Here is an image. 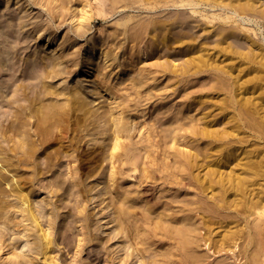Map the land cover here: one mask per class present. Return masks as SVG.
Returning <instances> with one entry per match:
<instances>
[{
    "label": "bare ground",
    "instance_id": "obj_1",
    "mask_svg": "<svg viewBox=\"0 0 264 264\" xmlns=\"http://www.w3.org/2000/svg\"><path fill=\"white\" fill-rule=\"evenodd\" d=\"M40 1L20 6L43 5L53 20L31 26L38 53L51 48L34 56L41 74L30 55L17 65L13 33L29 20L0 19V104L15 108L10 120L0 113V264H56L58 243L75 246L80 263L94 242L107 264H213L215 254L264 264V0H70L68 10L69 0ZM66 16L71 29L57 34ZM97 17L111 24L90 32ZM67 63L71 86L53 94L80 114L40 163L46 117L27 110L49 78L70 77ZM131 173L137 182L124 186ZM46 177L56 201L40 205L33 184ZM68 217L81 223L76 245L74 224L57 235Z\"/></svg>",
    "mask_w": 264,
    "mask_h": 264
},
{
    "label": "rangeland",
    "instance_id": "obj_2",
    "mask_svg": "<svg viewBox=\"0 0 264 264\" xmlns=\"http://www.w3.org/2000/svg\"><path fill=\"white\" fill-rule=\"evenodd\" d=\"M36 1H40V0H36ZM14 2H15L14 0H9L8 4L7 3L5 4L3 2L0 3V19H2V20L4 19V17L1 16V14L4 11H9L10 13H12V16L15 17L14 20H15V22L17 20V23H18V18L21 16H22V20H24V19L29 20V23H30L29 26L21 27V28L17 27V29L15 30L16 33L15 32L13 33L14 34L13 37L18 40V41L17 40H15V41L20 43V44L17 43L18 44L17 46L19 48V49H17V52L19 54L18 55L19 56V63L17 64L18 67H19V65L22 64V60H25V58H27V56H29V55L31 56L30 58H32L34 56L36 57V54H40V56L46 55L47 58L50 57L51 56V54H50L51 48L43 49L42 52L38 53V50L40 51L38 46H40L41 42L34 40V37H33L34 33L32 32V27H31L36 23L37 24H40V23L52 24L53 20H50L49 13L45 10V8H42L43 5L41 7H39V6H33L32 7L29 5L25 6V4L20 6V3L23 2V0L17 5H14ZM41 4H42V2H41ZM70 5H71V1L69 0L67 10L69 9ZM23 7H25V8L23 9ZM80 8L81 7L77 5L76 9H80ZM63 12H64V10H63ZM135 13L139 14V12H135ZM117 16H118V14H117ZM67 18H68V16H66L65 22L58 29L57 34H59L61 32H66L68 30V28H69V30L71 29V23L72 22H70V20ZM110 24H111V20L105 21L100 17L94 18L90 22V25H89L91 28L90 32H94L95 29L97 30L98 27L99 28L108 27ZM15 34H16V36H15ZM17 34H18V36H17ZM25 37H27V39H28L27 41H25ZM22 40H24L25 42ZM84 40H85V38L81 37V39H76L74 43L76 44L78 42L79 43L78 45H81ZM1 46L2 45H0V47ZM81 47H83V45ZM35 57L33 58V59H35L34 66L37 69L38 73L41 74L42 71L40 68H41L43 61H41L40 59L35 58ZM176 62H179V59H177ZM147 63H145V64H147ZM66 65L68 66L67 72L70 73V77L67 78L66 77L67 75H62V76L56 77L54 79L49 78L48 83H50V85H47L46 90L44 91L43 95H40L41 98L36 102V104H33L31 106L32 111L29 112V110H27V113H30L34 116L46 117V119L43 122H41L39 129L37 130V132L39 134H41L40 137L43 138L42 141L44 142L45 145H47L46 146L47 148H45V150L43 147H40V149L38 150V153H41V155L39 157L40 163L43 162V160H44L43 154L47 153L46 150L50 151L53 149L52 147L49 146V143H50V140L54 137V135L59 131V129L61 127H64V128L68 127L69 128L70 121H68V119H72L71 118L72 116L74 117V115L80 114L79 112H69L68 113L66 105H65L64 100H63V97H57L54 95L59 89L71 86V81L69 78H73L74 68L71 66V63H67ZM1 76L2 75H0V77ZM76 76L78 77V75H76ZM85 84L90 87L89 83H85ZM69 90L72 91L73 87H71V89H69ZM88 90H90V88H88ZM97 90L100 91V93H102L101 92L102 89H97ZM53 92H54V94H53ZM63 92H66V90L63 89ZM6 98H8V97H6ZM105 98L106 97L100 98L97 101L105 100ZM1 101H3V100L0 97V103H2ZM108 102H109V100H108ZM19 103L25 108L28 107V105H29L28 101L27 102L26 101H22V102L19 101ZM14 111H15V108L13 106L6 104V103L0 104V113L3 114L4 116H6V118H8V120H10L12 118ZM26 128H27V132H29V131L31 132L32 128H31L30 124H27V126H25V129ZM29 128H31V129L29 130ZM24 132H20V133H21V137L24 138L23 139L24 145H26L28 143L26 141L27 134ZM12 137L15 138L16 136L12 135ZM106 137H107V135H104V138H106ZM3 140L4 139H3L2 135L0 134V146L6 144V142ZM255 143L256 142L253 139H249L248 142L243 140L240 146H241V149L248 151V150H250V147L255 146ZM83 146H84L83 142L79 145V141H75V144L73 145L72 148L78 149V152H79V151L83 150V148H84ZM183 149L185 150V148H183ZM73 154H75V153H73ZM241 158H244V155L241 156ZM234 162H235L234 158L229 160L230 165H233ZM57 172H59V170L55 171V169H54L52 173L57 174ZM52 173H48V174L51 175ZM62 175H63L62 176L63 178L68 180V174H67L66 168L62 169ZM130 175L131 176H128V177L126 176L124 186H127V185L131 186L132 184L137 182L138 179H137V177L134 178V176H135L134 173H131ZM82 179H84V176H82ZM49 180H50V177H46V178L39 179L35 184H33V186L36 190V192H35L36 195L34 198L36 199V202L39 201L40 205H44L45 199H46V201L49 200L52 203H55V201H56V196H53L50 192H48V190H45V188L40 186V185H46ZM103 181H104V179L102 180V182ZM92 183L93 182H91V184ZM126 183H127V185H126ZM73 190L75 191V189H73ZM58 192H60V191H58ZM167 195H169V193H167ZM72 199H73L72 196L71 197L67 196V198H65L62 203L60 201L59 202H60L62 207L64 205H69V204L72 205V202H73ZM41 202H43V204ZM59 202H58V204H59ZM81 203H82L83 207L86 206V212L87 211L89 212L91 210L92 206H89V203L86 204V202H84L85 203L84 204L83 200H81ZM39 204L36 203V205H39ZM64 211L67 212L66 209ZM1 218L2 217H0V222L2 221ZM62 221H63V224L60 227L59 233H57L58 238L60 236H63L64 233L66 232V230L74 224L72 226L73 232L68 230L67 233L69 234V236H71L72 239L74 238L73 239L74 244L77 243V241H76L77 238L81 237V234L83 233V230L81 228V223L76 221V219H74L72 217H68L67 219L62 220ZM0 226H2V225L0 224ZM218 230L219 229H217V225L211 226V230H210L211 233H215ZM22 244L24 245V242L21 243V245ZM92 244L93 243H90L89 245H87L85 250L82 252V254H81L82 259H80V263H75L77 260V259H75L77 257L75 255L76 247L73 246L72 248L67 250V248H64L63 244L58 243L57 244L58 247L55 248L56 251L53 253V255H56V257H59L60 255H62L61 258H64L65 260L64 259L63 260L62 259H58V260L55 259L56 264H67L68 262H69L68 264H107L104 261L105 254L103 252H102L103 254L101 257L96 258V254L100 252L101 248H99V247L97 248L95 246V242L93 245ZM164 248H166V247H164ZM205 248H207V246H200L199 245L197 247V251H199L198 253L204 255L205 250H206ZM152 250H153L152 253H154V251L157 249H155V247H152ZM2 252H6V251L3 250L0 252V255H3V257H4L5 254H3ZM221 256L222 255H220V254L219 255L215 254V257H214L215 259H210V260L214 261L213 264H226L225 259H220ZM90 260H93V261L90 263ZM65 261H66V263H65ZM242 261L243 260H241V262ZM238 262L239 261H237V263Z\"/></svg>",
    "mask_w": 264,
    "mask_h": 264
}]
</instances>
